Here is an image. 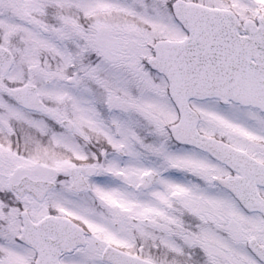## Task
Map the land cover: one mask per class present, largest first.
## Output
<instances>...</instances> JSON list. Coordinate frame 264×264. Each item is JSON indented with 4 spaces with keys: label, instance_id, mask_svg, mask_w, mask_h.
<instances>
[{
    "label": "snow or ice",
    "instance_id": "1",
    "mask_svg": "<svg viewBox=\"0 0 264 264\" xmlns=\"http://www.w3.org/2000/svg\"><path fill=\"white\" fill-rule=\"evenodd\" d=\"M0 264H264V0H0Z\"/></svg>",
    "mask_w": 264,
    "mask_h": 264
}]
</instances>
